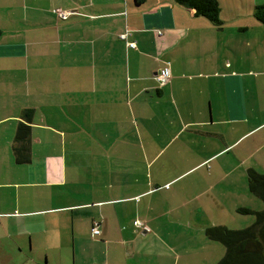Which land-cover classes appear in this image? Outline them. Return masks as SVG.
Segmentation results:
<instances>
[{"label":"crops","instance_id":"0c3cea01","mask_svg":"<svg viewBox=\"0 0 264 264\" xmlns=\"http://www.w3.org/2000/svg\"><path fill=\"white\" fill-rule=\"evenodd\" d=\"M219 3L0 0V264H217L207 228L264 209V0Z\"/></svg>","mask_w":264,"mask_h":264},{"label":"trees","instance_id":"16d2710c","mask_svg":"<svg viewBox=\"0 0 264 264\" xmlns=\"http://www.w3.org/2000/svg\"><path fill=\"white\" fill-rule=\"evenodd\" d=\"M174 1L191 8L195 11L196 15L206 17L217 25L221 24L219 17V0ZM58 10H56L55 13L60 19L65 20L73 14L70 10L60 9L67 12V17L64 18L59 16ZM255 16L260 22L264 23V4L256 6ZM125 33H128V30L123 34ZM128 35L129 34H127L125 38H121L127 39ZM131 42H128V45L135 47L136 45L132 46ZM166 64L167 67H169V63ZM167 82H169V80ZM167 82L164 84H167ZM33 116V108L24 109L22 112V120L20 121L15 134L14 155L16 161L20 164L31 161V122ZM247 176L250 191L260 197L264 202V173L258 171L255 168H249L247 171ZM238 211L243 214L255 215L256 221L252 225L241 229H230L226 226H211L206 230L207 236L210 239L221 242L226 248L225 255L219 260L217 264H264V209L256 210L250 207H239Z\"/></svg>","mask_w":264,"mask_h":264},{"label":"built area","instance_id":"2783aa9c","mask_svg":"<svg viewBox=\"0 0 264 264\" xmlns=\"http://www.w3.org/2000/svg\"><path fill=\"white\" fill-rule=\"evenodd\" d=\"M58 14H59V16H62V17H64V18L67 17V12H66V11L58 10ZM126 35H127V33L121 35V37L125 38ZM131 45H132V46H135L136 44H135L134 42H131ZM169 75H170L169 67L165 66L164 68H162V69L158 72L156 78H157V80H158L161 84H164V83H166V82L169 80ZM135 224H136L137 226H143V223H142L140 220H136ZM93 233H94L95 235H96V234H99V233H100V229H99L97 226H95V227L93 228Z\"/></svg>","mask_w":264,"mask_h":264},{"label":"rangeland","instance_id":"374dc122","mask_svg":"<svg viewBox=\"0 0 264 264\" xmlns=\"http://www.w3.org/2000/svg\"><path fill=\"white\" fill-rule=\"evenodd\" d=\"M261 202L263 203V208H264V202L262 200H261ZM245 203H250V201L248 199H245ZM239 216H242V218H247V221L244 222V223L243 222H240V224L242 225V227L235 228V227H239V226H235L233 229L246 228V227L252 225L256 221L255 215H252V214H240ZM229 223H232V222H229ZM236 225H239V224H236ZM219 244H221L222 248L224 249V254H225V251H226L225 246L222 243H219Z\"/></svg>","mask_w":264,"mask_h":264}]
</instances>
